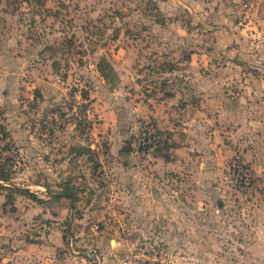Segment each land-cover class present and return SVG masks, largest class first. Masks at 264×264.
I'll return each instance as SVG.
<instances>
[{"label": "rangeland", "instance_id": "1", "mask_svg": "<svg viewBox=\"0 0 264 264\" xmlns=\"http://www.w3.org/2000/svg\"><path fill=\"white\" fill-rule=\"evenodd\" d=\"M262 27L264 0H0V264H264Z\"/></svg>", "mask_w": 264, "mask_h": 264}, {"label": "trees", "instance_id": "2", "mask_svg": "<svg viewBox=\"0 0 264 264\" xmlns=\"http://www.w3.org/2000/svg\"><path fill=\"white\" fill-rule=\"evenodd\" d=\"M98 70L100 71L102 76L110 83L115 82V80H117V78H118V75H117L114 67L112 66V64L107 59H102L99 62ZM171 70H173V68H171ZM86 95H87L86 92H84L83 97L85 98ZM167 95H168V97H173L174 93H167ZM0 134H2L4 136L7 135L6 129L4 128L2 123H0ZM4 166L5 165L0 164V180L3 182H9L11 180V177L5 171ZM72 193L74 194V192H72ZM72 196H74V198H75V194Z\"/></svg>", "mask_w": 264, "mask_h": 264}, {"label": "crops", "instance_id": "3", "mask_svg": "<svg viewBox=\"0 0 264 264\" xmlns=\"http://www.w3.org/2000/svg\"><path fill=\"white\" fill-rule=\"evenodd\" d=\"M226 31H227L228 34H230V36L232 37V44L234 45V47H236V45H235L236 43L234 44V38H236L235 34L232 32V30H231L229 27L226 29ZM258 31H259L258 34H260V33H261V29L259 28ZM262 31H264L263 27H262ZM235 40H236V39H235ZM235 42H236V41H235ZM263 43H264V42H262V45H263ZM262 80L264 81L263 78H262Z\"/></svg>", "mask_w": 264, "mask_h": 264}]
</instances>
